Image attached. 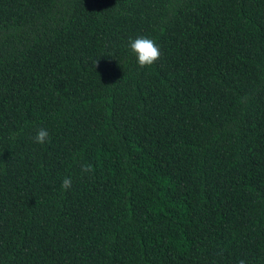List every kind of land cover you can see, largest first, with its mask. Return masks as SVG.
Listing matches in <instances>:
<instances>
[{"label":"trees","instance_id":"obj_1","mask_svg":"<svg viewBox=\"0 0 264 264\" xmlns=\"http://www.w3.org/2000/svg\"><path fill=\"white\" fill-rule=\"evenodd\" d=\"M241 260L264 264V0H0V264Z\"/></svg>","mask_w":264,"mask_h":264},{"label":"clouds","instance_id":"obj_2","mask_svg":"<svg viewBox=\"0 0 264 264\" xmlns=\"http://www.w3.org/2000/svg\"><path fill=\"white\" fill-rule=\"evenodd\" d=\"M131 52L136 56L137 64L140 68L151 67L161 57V51L154 40L147 37H137L129 42ZM35 143L45 145L51 142V136L47 129L41 127L38 129L34 138ZM81 172L85 174L94 173V168L91 164H82ZM72 180L70 177H65L61 182L62 190H70ZM239 264H245L243 260Z\"/></svg>","mask_w":264,"mask_h":264}]
</instances>
